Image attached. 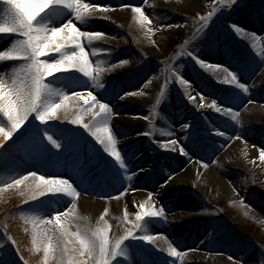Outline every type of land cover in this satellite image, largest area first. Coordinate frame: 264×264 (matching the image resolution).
<instances>
[{"label": "rangeland", "instance_id": "1", "mask_svg": "<svg viewBox=\"0 0 264 264\" xmlns=\"http://www.w3.org/2000/svg\"><path fill=\"white\" fill-rule=\"evenodd\" d=\"M85 2L102 5L132 3L140 7L147 4L143 10L151 20L149 27L156 29L151 37L145 36L146 29L139 26L131 9L120 7L109 8L107 11L96 10V14L90 18L92 23L87 28L105 33L102 39L93 41L91 45L86 44L94 67L97 66L96 61H101L99 67L104 69H108L111 64L117 65L111 71L105 70L102 73V80L115 79L124 82L123 89H117L119 92L117 98L109 99L108 102L117 113L111 120L117 146L121 148L122 154H126L122 147L126 145L135 151L132 158L133 166L130 167L132 179L126 180L124 185L115 184L116 188L111 192L100 193L99 189L104 186L110 188L115 185L110 177L100 178L98 165L90 166L88 175H84L82 183L77 175L80 170L78 156L66 153L60 157L48 158L36 152L32 148L31 138L25 135L19 145L9 144L7 149L0 150L2 153H10L7 160L0 159V184L8 182V178L14 174H23L27 171L63 174L73 179L80 190V195L75 198V223L95 225L103 209L108 207L109 212L105 218L112 225L109 231L110 239L124 231L125 225L120 222L119 217L123 215L125 205L130 218H134V212L139 210L136 205L147 199L143 194L158 193L157 203L162 202L171 210L166 212L165 223L150 224L149 229L156 228L163 232L185 252L183 264H264V161L259 159L260 149L264 148V57L260 55V49L264 48V39L258 40L257 46L253 47L250 36V33L256 32L259 37L264 38V0H240L235 10L221 7L213 17L214 23L210 22L214 42L211 45H195L201 58L209 59L210 63L222 62L226 48L237 56L255 58L253 69L242 77V82L249 86V92L243 93L242 90H238L241 94L226 103L221 96L212 94L219 92L221 88L235 87L221 81L220 77L224 75L222 71L201 68L188 56L181 55L171 59L174 53L181 51L179 45L182 40L191 35L193 18L211 11L213 5H219L220 0H85ZM232 23L242 27L247 35L235 30L229 31ZM169 24L173 27H160ZM4 39L6 37H0V43ZM92 47H102L109 51L93 54ZM213 52L215 56L211 59L208 55ZM122 59L129 62L119 65V60ZM165 62L183 66L180 70L190 80L189 91L195 101L188 100L184 94V86L170 78L169 88L165 90L160 104L157 105L158 114L150 116L154 129H149L147 127L149 121H145L143 117L150 115L151 107L156 103V97L165 80ZM145 80H150L151 83L145 85ZM93 90L98 96L103 95L102 90L94 88ZM124 91L130 95L120 99ZM200 92L205 96V104L217 99L218 103H224V107L234 108L238 113L237 120L233 121L231 116L216 113L211 107H197L201 102ZM68 103L71 105L74 101L70 100ZM79 103L82 104L83 101ZM169 105L172 111L170 110L168 114L172 113L173 119H168L166 123L167 127L172 128L171 140L180 141V145L190 150L187 156L170 149H162L156 143L158 127L161 124L160 117ZM77 110L70 108V115ZM89 118L90 115L84 116L85 121ZM205 121L211 125L210 129L207 127V132L203 131ZM184 123L189 124V129H181L180 126ZM57 125L77 129L92 141L96 149L103 152V146L81 126L71 125L63 120L50 121L48 126L57 138L62 132ZM192 125H196L201 131L189 138V130L196 131ZM213 125L220 127L227 135H218L213 130ZM148 131H152L151 137L144 135ZM77 142L81 143L78 138ZM92 144H83L82 153L91 156L94 153ZM180 145L176 148L179 149ZM149 156L153 157L151 162L144 161ZM201 160L207 164L206 168ZM162 168L165 170L164 174L153 175V170L160 173ZM171 173H174L173 178L167 184H163L167 174ZM124 187L129 190L121 199L114 202V198L121 197L118 193ZM23 191L24 186L21 185L18 189H6L0 193V213L7 210L6 217L18 224L19 236L8 231L20 242L23 249L22 253H17V245L7 240L4 229L9 225L0 218V241H4L0 246V258L14 260L15 264H24L20 259L23 255L30 264H43L42 250L33 251L31 234L24 232V227L30 229L31 225L21 219V211L36 209L31 201L27 205L20 203L24 199L20 194ZM160 191L162 194H159ZM61 195L56 194L50 205L40 206L36 214L51 215V211L47 210L49 207L59 211L70 207L71 198L60 201ZM168 227L175 229L179 239H175L166 231ZM189 237L191 240H187ZM198 241L205 245L198 247L196 245ZM142 243L158 254L153 257L154 259L158 261L167 259L168 264L174 262L181 264L179 258L168 257L167 252L163 251L166 246L163 240L158 241L160 248L146 241ZM129 250L133 251L131 246ZM132 258L135 264H140L143 259L138 249L133 252ZM49 264L57 262L50 260Z\"/></svg>", "mask_w": 264, "mask_h": 264}, {"label": "snow or ice", "instance_id": "2", "mask_svg": "<svg viewBox=\"0 0 264 264\" xmlns=\"http://www.w3.org/2000/svg\"><path fill=\"white\" fill-rule=\"evenodd\" d=\"M239 4L240 0H220L219 5H213L211 11L194 17L191 35L182 40L179 45L181 51L174 53L171 58L188 56L201 68L222 71L224 75L220 79L223 83L235 87L221 88L219 92L212 94L221 96L225 103L237 98L241 94L238 90H242L243 93L249 92V86L242 82V77L253 69L255 58L237 56L226 48L222 62L210 63L209 59L201 58L195 45H211L214 42L210 27V22L214 23L213 17L221 7L235 10ZM113 7L130 8L139 26L146 29L145 36L151 37L156 31L155 28L149 27L151 20L143 8L132 3L102 5L88 3L85 0H0V37H6L0 43V150L7 149L9 144L19 145L27 135L32 140V148L48 158L60 157L66 153L78 156L80 170L77 175L82 183L84 175H88V170L93 164L98 165L100 178L110 177L113 185L117 183L124 185L126 180L132 179L133 173L130 172V167L133 166L132 158L135 151L126 145L122 146L126 154H122L121 148L117 146L111 125L112 117L117 113L113 105L108 102L109 99L117 98L119 95L117 89L122 90L124 82L115 79L103 81L102 73L105 70L111 71L117 65L111 64L108 69H104L99 67L101 61H96L97 66L94 67L93 59L90 58L89 50L86 48V44L91 45L93 41L105 36L104 32L87 30L92 23L90 18L98 9L107 11ZM160 27L171 28L173 25ZM232 30L247 35L236 23L230 25L229 31ZM251 37L253 47L257 46L258 40L264 39L256 32H252ZM152 42L155 43L154 40ZM190 48L193 50L190 51ZM107 51L109 49L102 47L91 48L93 54ZM260 55L264 57V48L260 49ZM128 62L122 59L119 60V65ZM182 67L165 62V80L156 97V103L151 107L150 115L143 117L145 121H149L147 125L149 129H154L150 116L154 117L158 114L157 105L160 104L165 90L169 88L170 78H174L175 82L184 86V94L188 100L195 101L189 91L190 80L180 70ZM144 83L147 85L151 81L145 80ZM93 88L102 90L103 95L98 96ZM128 95L130 93L124 91L120 99ZM199 96L201 102L197 107H211L216 113H223L231 116L233 121L237 120L238 113L234 108L224 107V103H218L217 99L205 104L203 92H200ZM70 100L74 101L71 105L68 103ZM70 108L78 110L70 115ZM86 115H90L87 121L84 119ZM55 120L68 121L71 125L81 126L103 146V152L96 149L92 141L82 132L71 127L57 125L62 129L57 138L48 126L50 121ZM180 127L189 129L190 126L184 123ZM212 127L218 135H227V132L221 131L220 127L215 125ZM192 128L196 131L190 129L189 138L201 131L196 125H192ZM207 130L205 126L203 131L207 132ZM144 135L151 137L152 131ZM77 138L81 143L77 142ZM85 143L92 144L94 153L91 156L82 153ZM156 143L160 148L172 151H176V146L180 145V141L175 139L159 140ZM178 151L187 156L190 150L180 145ZM9 155L10 153L0 152V159L7 160ZM259 159L264 161V148L260 149ZM201 163L204 164V161L201 160ZM204 167L206 168L207 164H204ZM164 172L163 168L160 173L153 170V175H161ZM173 176L174 173L167 174L163 184H167ZM21 185L24 186V191L20 194L24 199L20 203L27 205L31 201L36 209L21 211V219L31 225L30 229L24 227V232L31 234L32 250L35 252L42 250L43 264H49L50 260L56 261L57 264H135L132 257L136 249L143 257L140 264H168L167 259L163 261L154 259L153 257L158 254L142 243L146 241L160 248L161 245L158 243L160 240L166 245L163 251L170 257L179 258L183 264L185 252L163 232L152 233L149 229L150 224L165 223L166 212L171 210L164 203H157L158 193L149 192L147 199L136 205L139 210L134 212V218H130L125 205L123 215L119 217L120 222L125 225L124 231L110 239L109 231L112 225L105 218L109 212L108 207L103 209L95 225L75 223V198L80 195V190L73 179L63 174H41L39 170L27 171L23 174H14L8 178V182L0 184V193L6 189H18ZM128 190L124 187L118 195L122 197ZM56 194H62L60 201L71 198L70 207L64 211L49 207L47 210L51 211V215H37L40 206L50 205ZM4 235L13 245H17L16 252L22 253L20 242L7 227L4 229ZM3 243L4 241H0V246ZM129 246L133 251L129 250ZM20 259L24 264H30L23 255ZM0 264H15V261L0 258Z\"/></svg>", "mask_w": 264, "mask_h": 264}, {"label": "bare ground", "instance_id": "3", "mask_svg": "<svg viewBox=\"0 0 264 264\" xmlns=\"http://www.w3.org/2000/svg\"><path fill=\"white\" fill-rule=\"evenodd\" d=\"M146 5L147 4H143L142 5V8L144 9V8H146ZM250 36H251V33H250ZM209 56V58H214V56H215V52H213V53H211L210 55H208ZM219 76V75H218ZM220 77V76H219ZM221 78V77H220ZM222 81V80H221ZM170 110L172 111V107L169 105V107H168V109L167 110H165L164 111V113H163V115H161L162 117H160V122H161V124L159 125V130H158V141L159 140H171V135L169 134L170 132H171V127H167V123H166V121L169 119V120H171V119H173V117H172V113H171V115H169L168 113L170 112ZM167 113V114H166ZM172 118H171V117ZM168 117V118H167ZM173 126V125H172ZM205 126H207L208 128L209 127H211V125H210V122H207V121H205ZM169 128V129H168ZM161 129H163L164 131H160ZM210 129V128H209ZM169 150V149H168ZM171 150V149H170ZM175 152H179L178 151V149L175 151ZM153 157H151V156H149V157H147L144 161H150L151 162V159H152ZM164 166H165V164H164ZM186 171V170H185ZM116 185H118V183L116 184ZM116 185L113 187V186H111L110 188H109V186H104L103 188H101V189H99V191H100V193H104V192H106V193H108V192H111V191H113L115 188H116ZM146 193H144L143 194V197L144 198H147L148 197V195L146 194ZM159 194H162V192L160 191L159 192ZM122 197H118V198H114L113 199V201L115 202L117 199L119 200V199H121ZM105 201H108V200H105ZM152 233H155V232H160L159 230H156V228H152L151 230H150ZM166 231L169 233V234H171L172 236H174V238L175 239H179V236H178V234L177 233H175V229L174 228H170V227H168V228H166ZM191 238H193V235L191 236ZM191 238L189 237V238H187V240H191ZM196 245H198V247H203L204 245H205V243H203L202 241H198L197 242V244ZM167 255H168V257H170L169 256V254L167 253Z\"/></svg>", "mask_w": 264, "mask_h": 264}, {"label": "trees", "instance_id": "4", "mask_svg": "<svg viewBox=\"0 0 264 264\" xmlns=\"http://www.w3.org/2000/svg\"><path fill=\"white\" fill-rule=\"evenodd\" d=\"M6 215H7V210H3L2 213H0L1 220L6 225H9L8 228H7L8 230H10L11 232H13L16 236H19L18 227H17L18 224H16V221H14V220H12L10 218H7ZM10 223H13V224L10 225Z\"/></svg>", "mask_w": 264, "mask_h": 264}]
</instances>
